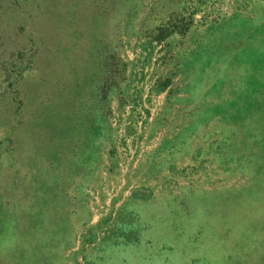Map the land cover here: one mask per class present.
<instances>
[{"label":"rangeland","instance_id":"1","mask_svg":"<svg viewBox=\"0 0 264 264\" xmlns=\"http://www.w3.org/2000/svg\"><path fill=\"white\" fill-rule=\"evenodd\" d=\"M262 50L264 0H0V264H264Z\"/></svg>","mask_w":264,"mask_h":264},{"label":"trees","instance_id":"2","mask_svg":"<svg viewBox=\"0 0 264 264\" xmlns=\"http://www.w3.org/2000/svg\"><path fill=\"white\" fill-rule=\"evenodd\" d=\"M213 48H214V50H215V52H210V53H212V55L209 53L208 54V56H207V58H203V63L201 64V65H203V66H201L202 67V69H201V73H199V75L201 76V75H203V74H206L205 73V71H206V69L208 68V66L207 65H214V64H216L217 62H219V61H221L222 59H224V57H225V53L227 52V50H228V47L226 46V45H224V41L222 42L221 41V38L220 37H216L215 38V41H214V43H213ZM209 51V50H208ZM263 52H264V50H262ZM263 52H261V55H263L264 53ZM215 53V54H214ZM240 56V55H239ZM203 72V73H202ZM219 77H217L218 79H217V83H216V87L217 88H222V87H224L225 86V81H224V78H226V74H219L218 75ZM194 80V79H193ZM197 80H202L201 78H199V79H196V80H194V81H197ZM197 83V82H196ZM197 86V88H198V91L200 90L199 88H200V85H198V84H196ZM195 87V88H196ZM189 88H191V89H194V87H192V86H189ZM188 88V89H189ZM228 89H230V87H227ZM254 90H256L255 88H254ZM189 91V90H188ZM212 91V90H211ZM232 93V95H234L233 94V92H231ZM233 98H235V99H229V101L231 100V103H232V101H233V103H232V106L233 107H235L234 109H232V110H230V111H228V115L230 116V118L229 119H231V118H233L234 116L236 117V116H238V114H240V113H242V116L240 117V119L243 121V124H245L246 125V123H247V121H249L250 120V118L252 117V111H251V109H250V106H247V107H245V109H242V107H241V105L240 106H238L239 104H238V102L237 101H239L240 99H239V93H238V95L236 94V96L235 97H233ZM237 102V103H236ZM243 105V104H242ZM238 106V107H237ZM245 111V112H244ZM167 145H163L162 146V151H163V149H166L167 147H166ZM196 207H198V209H202L203 207H202V204H201V202H199V201H197V205H196ZM197 209V210H198ZM204 209V208H203Z\"/></svg>","mask_w":264,"mask_h":264}]
</instances>
